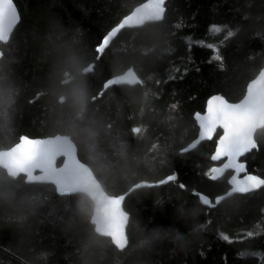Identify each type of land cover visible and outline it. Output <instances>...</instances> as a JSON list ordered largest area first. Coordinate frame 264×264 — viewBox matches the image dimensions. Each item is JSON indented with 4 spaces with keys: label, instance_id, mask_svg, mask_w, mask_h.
<instances>
[{
    "label": "trees",
    "instance_id": "trees-1",
    "mask_svg": "<svg viewBox=\"0 0 264 264\" xmlns=\"http://www.w3.org/2000/svg\"><path fill=\"white\" fill-rule=\"evenodd\" d=\"M13 1L20 20L0 42V149L22 135L69 136L103 191H129V218L117 248L95 234L87 196L0 169V264H264V186L205 205L198 193L213 202L228 189L230 172L208 178L220 131L181 152L207 98L241 100L263 66L264 0H165L161 21L122 29L99 55L145 0ZM126 71L134 83L103 89ZM255 140L242 160L264 177V127Z\"/></svg>",
    "mask_w": 264,
    "mask_h": 264
},
{
    "label": "water",
    "instance_id": "water-1",
    "mask_svg": "<svg viewBox=\"0 0 264 264\" xmlns=\"http://www.w3.org/2000/svg\"><path fill=\"white\" fill-rule=\"evenodd\" d=\"M165 12V0H145L103 36L97 48L98 55L108 47L111 40L122 30L141 27L148 23L159 22ZM20 20L19 11L13 0H0V42H8L10 35ZM2 52L0 50V57ZM136 81L132 71H126L107 80L105 89L111 85H127ZM218 110L227 112L234 124L230 137L224 139V130L214 124V114ZM193 118L197 134L181 152L192 151L201 142L215 140L210 159L214 165L210 168L212 181L230 172L227 177L228 189L213 198L198 193L201 202L213 207L233 194H246L258 190L263 184L260 176L248 171L242 160L244 156L257 149L256 133L264 127V63L245 86L241 100L226 101L219 95L209 96L203 112H196ZM77 147L69 136L56 134L42 138H30L22 135L7 149H0V169L9 176L24 175L27 183H45L53 185L58 195L83 194L93 203L90 223L95 234L108 238L113 246L121 248L126 244L128 213L123 203L129 191L113 196L108 195L96 179L89 166L77 158ZM61 163L57 165V161ZM243 189V190H242Z\"/></svg>",
    "mask_w": 264,
    "mask_h": 264
},
{
    "label": "snow or ice",
    "instance_id": "snow-or-ice-1",
    "mask_svg": "<svg viewBox=\"0 0 264 264\" xmlns=\"http://www.w3.org/2000/svg\"><path fill=\"white\" fill-rule=\"evenodd\" d=\"M212 27V26H210ZM213 123L216 124H220L224 130V139L227 140L230 135L232 134V131H233V128H234V124H233V121L230 117V115L223 111V110H218L215 114H214V119H213ZM257 150H259V145H257ZM246 167V165H245ZM178 179V175L176 177ZM260 180L264 181V177H260L259 178ZM261 186H264V185H261ZM183 187V185H182ZM243 190V189H242ZM195 194V193H193ZM225 241L231 243L232 241L229 239V237H224Z\"/></svg>",
    "mask_w": 264,
    "mask_h": 264
},
{
    "label": "bare ground",
    "instance_id": "bare-ground-1",
    "mask_svg": "<svg viewBox=\"0 0 264 264\" xmlns=\"http://www.w3.org/2000/svg\"><path fill=\"white\" fill-rule=\"evenodd\" d=\"M220 95V94H219ZM222 96V95H221Z\"/></svg>",
    "mask_w": 264,
    "mask_h": 264
}]
</instances>
